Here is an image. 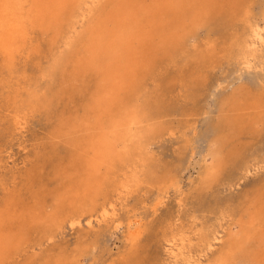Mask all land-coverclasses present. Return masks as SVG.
<instances>
[{
	"label": "rangeland",
	"instance_id": "374dc122",
	"mask_svg": "<svg viewBox=\"0 0 264 264\" xmlns=\"http://www.w3.org/2000/svg\"><path fill=\"white\" fill-rule=\"evenodd\" d=\"M249 4L250 25L264 28V0ZM103 5L101 1L93 13ZM194 24L183 49L157 58L151 71L141 75L133 104L152 113L148 123L156 131L145 139L143 150L134 151L108 176L98 196V205L107 200L116 205L113 220L90 228L81 209L82 215L63 199L62 206L55 207L83 172L78 148L71 144L81 132L75 134L69 124L91 122L93 117L88 107L96 93L95 76L79 83L84 96L74 98L75 91L55 98L62 73L54 72L55 66L58 69V62L66 58L63 72L70 75L73 61L82 55L81 44L67 49L63 22L59 33L31 31L13 61L0 55V212L8 210L14 216L13 230H24L23 242L0 264H172L164 247V239L172 236L188 243H183L185 250L176 264H185L186 256L206 264L245 228L255 205L264 208V40L255 49H244L251 62L247 67L234 44L245 29L242 20ZM74 27L76 36L85 25ZM206 48L212 49L210 57L199 60ZM82 84L88 87L82 89ZM128 93L123 92L125 102ZM233 100L240 104L236 110ZM248 103L244 110L242 105ZM233 114L243 116L240 131L225 128L220 133L225 144L215 163L210 156L218 133L214 125L222 115ZM250 120L252 126L246 128ZM237 151L233 157L231 152ZM213 165L218 166L215 179L204 186L203 172ZM132 175L135 186L118 197L114 190ZM77 214L79 225L72 223Z\"/></svg>",
	"mask_w": 264,
	"mask_h": 264
},
{
	"label": "bare ground",
	"instance_id": "6f19581e",
	"mask_svg": "<svg viewBox=\"0 0 264 264\" xmlns=\"http://www.w3.org/2000/svg\"><path fill=\"white\" fill-rule=\"evenodd\" d=\"M101 1L104 4L102 9L93 13ZM249 2L250 0H0L1 56L11 61L24 47L31 31L53 29L54 32L59 33L62 23L66 22V29L62 32L63 44L69 49L80 43L82 55L73 61L70 75L66 76L63 72L66 58H61L58 62L61 65L58 69L55 66L54 72L62 69V73L59 70L60 74L57 78L59 81V94L57 95L59 96L55 98L64 97L66 93L75 91L74 98L76 95L78 98L84 96L85 93L78 89L79 83L83 82L85 77L95 76L97 78L96 93L90 100L91 102L89 101L91 104L88 107L93 115L92 121H81L80 123L75 121L69 124V129L75 134L77 131L81 132L71 139V144L78 148L79 159L77 157V161L79 160L82 164L83 172L59 199V204L63 203L61 201L63 199L73 208L76 207L77 212L81 209V212L86 214L85 225L88 228L93 223L113 220L116 215V205L108 200L98 205V196L102 194L105 184L109 182L108 176L125 160L131 158L134 151L143 150L145 139L156 131L155 125L148 123L153 118L152 113L133 104L135 103V100H132L133 92L139 81L142 82L141 75L146 72V76L151 71L157 58L170 53L175 55L183 49L186 40L194 33L196 20L204 24L209 19L217 20L218 18L224 19L228 24L230 22L235 24L242 20L245 29L249 30L247 36V31L245 32L243 28L242 37H237L234 44L238 48L237 55L242 57L247 67H250L251 62L248 61L244 49L246 47L255 49L256 45L263 43L264 28H259L258 24L250 25ZM77 24H84L85 28L83 27L82 33L73 36L74 26ZM211 53L212 49L206 48V51L197 58L205 61ZM82 86V89L88 87L87 84H82ZM123 92H130L127 102L122 97ZM237 102L233 100L232 110L240 107ZM249 106L250 103L243 104L242 108L246 110ZM222 116L219 124L214 125L218 133L215 135V146L210 156L215 163L219 160V148L225 144V138L220 137V133L225 128L227 131L239 132V118L243 117L239 114ZM17 124L18 129H22V124L19 122ZM249 125L252 126L251 120L246 128H250ZM231 154L236 157L238 151L231 152ZM217 167L213 165L204 170L201 177L204 186H209L215 179ZM135 184L136 176L132 175L129 181L122 183L114 191L117 192L118 197H121L129 193ZM55 205L57 209L60 208L58 206H62L61 204ZM262 208L261 205H255V210L246 221L245 228L239 229L236 237H232L231 242L217 258L206 264H264V208L263 210ZM62 210L67 211V209ZM69 212L68 215L73 216ZM81 215H78L76 219L73 218L72 223L79 225ZM14 219L8 210L0 212V262L20 245L24 235V230L15 228L16 231H14L11 227ZM183 234L182 237H184ZM26 238L24 242L28 240L27 236ZM214 239L217 238L214 237ZM134 240L135 237H131V241ZM183 243L186 242L182 238L175 240L173 236L164 239L165 251L171 258L172 264H176L179 256H183ZM179 244L181 246H178ZM183 258L185 264H202L199 259H191L188 256Z\"/></svg>",
	"mask_w": 264,
	"mask_h": 264
}]
</instances>
